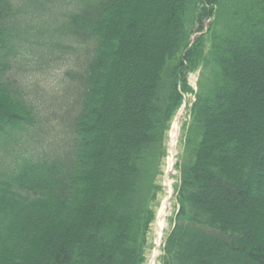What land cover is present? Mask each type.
<instances>
[{"label": "trees", "instance_id": "1", "mask_svg": "<svg viewBox=\"0 0 264 264\" xmlns=\"http://www.w3.org/2000/svg\"><path fill=\"white\" fill-rule=\"evenodd\" d=\"M64 56L57 142L15 74ZM189 93L159 262L264 264V0H0V264H145Z\"/></svg>", "mask_w": 264, "mask_h": 264}, {"label": "rangeland", "instance_id": "2", "mask_svg": "<svg viewBox=\"0 0 264 264\" xmlns=\"http://www.w3.org/2000/svg\"><path fill=\"white\" fill-rule=\"evenodd\" d=\"M62 8H57L53 9V23L55 25H59L61 27L62 22L58 18V16L62 13ZM209 24V21L204 22L205 28H207ZM51 27H42V31H48L50 32ZM196 31V30H194ZM197 33L194 32V36L192 37V41L195 39ZM45 35V32H43L42 36ZM67 42V41H65ZM208 43L205 42V47L207 48ZM65 58L60 59V60H53L50 61L49 64L43 68L42 71H44L43 74H30L27 73L25 75H19L15 74V76L19 78V81L21 82L22 86L25 88L31 89H36L37 92L34 95V101L35 105L37 106V109L39 112V116L41 122L40 124L42 125V128L45 130V134L49 135L48 139H52L53 141L60 142L62 137L60 134H62L63 137L68 136L67 132L65 131V128H61L60 126L57 125L55 122L54 116H57L56 114L61 113V108L59 107V104L62 103L63 105L67 103L68 97H70L71 94L74 92V86L70 85L67 89L66 92L64 93V84L67 82V72H72L76 67L78 66L77 64L79 61L73 60L74 58L70 56H64ZM37 63L35 61L31 62L29 65H33ZM35 66V65H34ZM77 70V69H76ZM199 72L195 71L188 76V84L191 88V90L194 92L196 90V85H197V79H198ZM32 91V90H31ZM63 92V93H62ZM62 95V96H61ZM61 96L60 101H56L55 97ZM52 99V100H51ZM193 94L189 93L187 95L183 96V104L180 109L176 112V114L173 117L172 123L170 124V128L168 132L165 134L164 138V143L166 142L168 136H170L171 131H172V125L174 122H179V131H178V137L176 138V143L174 145V153L176 154V161L178 163L179 157L182 152V136L186 127V123L189 120V113H190V107L193 102ZM60 102V103H59ZM180 111V113H179ZM55 132H59L56 134ZM164 145V144H163ZM166 152V151H165ZM164 152V153H165ZM170 156V155H169ZM169 156L165 153L164 158L161 161V173L160 176L157 178L156 184L159 187V192L157 193L156 201L153 205V212L155 214V218L153 222L150 225V230L148 232V248H147V258L145 261V264H148V261L152 255L153 249L155 248L156 242L158 241V229L156 227V222H157V213L158 209L161 205V201L163 198L166 197L167 195V188L165 187V182H164V177L167 175L165 174V169L167 167V163L169 160ZM170 178V186L172 189V196L170 199V205L167 210V215L164 219V225L162 227V231L160 232L161 234V244H163V237L167 233V231L170 229L172 226V220L175 215V212L177 211V205L174 199V191L178 185V179H179V174L177 169L173 172V174L169 177ZM155 264H159V259L155 262Z\"/></svg>", "mask_w": 264, "mask_h": 264}, {"label": "bare ground", "instance_id": "3", "mask_svg": "<svg viewBox=\"0 0 264 264\" xmlns=\"http://www.w3.org/2000/svg\"><path fill=\"white\" fill-rule=\"evenodd\" d=\"M172 134L176 135V133L179 131V122H174L173 125H172ZM172 135V136H174ZM173 154V153H172ZM165 187L167 188V195L165 198L162 199L161 201V205L158 209V213H157V222H156V227L158 230H160L163 225H164V219L167 215V210H168V207L170 205V199H171V196H172V189H171V186L170 184H168V182L166 181L165 182ZM155 260V256L154 258L151 260V264H153Z\"/></svg>", "mask_w": 264, "mask_h": 264}, {"label": "built area", "instance_id": "4", "mask_svg": "<svg viewBox=\"0 0 264 264\" xmlns=\"http://www.w3.org/2000/svg\"><path fill=\"white\" fill-rule=\"evenodd\" d=\"M178 132L176 133V135H174V134H171L170 135V141H169V147H168V156H169V160H168V173L169 172H171L172 170V166L174 165V163H175V161H176V154L174 153V145H175V143H176V138L178 137ZM172 135H174V136H172ZM173 153V154H172ZM168 182V184H170L169 183V179L168 180H164V182ZM159 231V233H158V241L156 242V245H155V248L153 249V252H152V255H151V257H150V259H149V264H151V260L154 258V256H155V260H154V262H153V264H155V262L157 261V259L161 256V234H160V232L162 231V228L160 229V230H158Z\"/></svg>", "mask_w": 264, "mask_h": 264}]
</instances>
